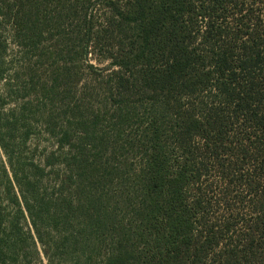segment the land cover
Listing matches in <instances>:
<instances>
[{"label":"trees","instance_id":"obj_1","mask_svg":"<svg viewBox=\"0 0 264 264\" xmlns=\"http://www.w3.org/2000/svg\"><path fill=\"white\" fill-rule=\"evenodd\" d=\"M4 25L35 101L0 105V247L264 264V0H0Z\"/></svg>","mask_w":264,"mask_h":264},{"label":"rangeland","instance_id":"obj_2","mask_svg":"<svg viewBox=\"0 0 264 264\" xmlns=\"http://www.w3.org/2000/svg\"><path fill=\"white\" fill-rule=\"evenodd\" d=\"M7 25L0 29L1 39L7 40V52L4 56L5 76L0 82V98L1 109L4 113L10 110H17L18 106L22 105L25 100L35 101L33 96L28 95L23 98L22 85L24 84V73L22 69L23 55L18 51L19 47L12 41ZM91 63L96 64L92 59ZM26 61L24 62V68ZM35 128L36 132L29 142L27 156H34L36 160L40 159L47 151L56 150L54 139L47 135L41 127L40 123ZM26 237V238H25ZM26 248L23 247H0V251L4 250V259L6 264H47V259L43 254L41 244L36 241L33 242L27 236H22ZM0 264L2 262L0 261Z\"/></svg>","mask_w":264,"mask_h":264}]
</instances>
